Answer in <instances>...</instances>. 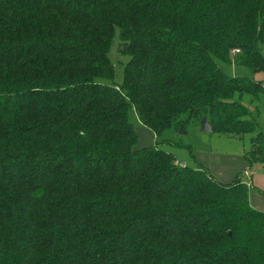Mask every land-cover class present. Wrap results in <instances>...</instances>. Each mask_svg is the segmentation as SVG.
Returning a JSON list of instances; mask_svg holds the SVG:
<instances>
[{"label": "trees", "instance_id": "trees-1", "mask_svg": "<svg viewBox=\"0 0 264 264\" xmlns=\"http://www.w3.org/2000/svg\"><path fill=\"white\" fill-rule=\"evenodd\" d=\"M218 61L264 72V0H0V264H264L252 182L157 142L205 116L264 167L242 102L264 80ZM130 109L155 144L136 147Z\"/></svg>", "mask_w": 264, "mask_h": 264}, {"label": "rangeland", "instance_id": "rangeland-1", "mask_svg": "<svg viewBox=\"0 0 264 264\" xmlns=\"http://www.w3.org/2000/svg\"><path fill=\"white\" fill-rule=\"evenodd\" d=\"M122 50L123 47L121 46L118 32H116L109 51V57L114 66V77L112 79L100 78L99 80L101 82L108 84H119L122 82L123 69L126 62L129 60V55L123 53ZM218 65L225 72L233 76L240 75L254 78V75H256L245 67L232 68L230 65L221 61H218ZM262 73L264 74V72ZM263 98L264 96L262 94H260L259 99L244 95L242 102L251 110V118L257 123L259 129L264 132ZM128 117L137 132L138 147L155 144V134L139 123L133 109L129 110ZM184 130L185 133H179V128L177 130L172 129L165 131L157 139L158 146L172 152L175 155L177 162L181 163L191 164L194 162L193 159H197L201 162L204 159L203 155H206V158L211 161L213 169L217 170L215 172L216 174L210 172L216 180L222 183H230L235 179V176L239 174L243 181H251L252 184L255 185L249 188L248 196H250L251 193L257 192L256 194L264 197V193H261L258 189L260 188L258 187V184H261L264 188V167L262 163L255 162L252 166H248L247 161L244 158V154L250 148L251 134H228L216 131L201 132L196 120L188 121ZM165 139H170L175 143H167ZM244 168L252 172L251 177L244 174ZM235 170L237 172L234 174ZM229 171H231V173L227 174Z\"/></svg>", "mask_w": 264, "mask_h": 264}, {"label": "crops", "instance_id": "crops-1", "mask_svg": "<svg viewBox=\"0 0 264 264\" xmlns=\"http://www.w3.org/2000/svg\"><path fill=\"white\" fill-rule=\"evenodd\" d=\"M254 79H257V80H264V74L262 72H259V73H256V75H254ZM140 123V122H139ZM141 124V123H140ZM144 126V125H143ZM146 127V126H145ZM148 128V127H146ZM149 129V128H148ZM150 130V129H149ZM152 131V130H151ZM153 133V131H152ZM136 147H138V145L136 144ZM141 147V146H140ZM139 148V147H138ZM200 155H203V154H200ZM204 156V159L203 161H198L197 159H193V163H181V162H178L179 164H189V165H196V164H199V165H203L205 167H207L209 169L210 172H212L213 174H216L215 172L217 170H214L213 167H212V164H211V161L208 160L206 158V155H203ZM177 161V160H176ZM244 170H246V168L243 169V172ZM221 172V171H219ZM237 171L235 170L234 174L236 173ZM231 171H229L227 174H230ZM233 174V175H234ZM235 176V175H234ZM218 177V176H216ZM242 180V179H241ZM255 186L254 184H252V187ZM258 188L259 190H261V193H264V188L261 186V184H258ZM257 193V192H256ZM256 193H251L250 196H249V203L250 205L255 208V209H258V210H261V211H264V199H261V198H264L262 196H259V194H256ZM264 196V195H263Z\"/></svg>", "mask_w": 264, "mask_h": 264}, {"label": "water", "instance_id": "water-1", "mask_svg": "<svg viewBox=\"0 0 264 264\" xmlns=\"http://www.w3.org/2000/svg\"><path fill=\"white\" fill-rule=\"evenodd\" d=\"M199 127L201 132H212V125L204 116L199 121ZM179 133H185L184 126H179Z\"/></svg>", "mask_w": 264, "mask_h": 264}, {"label": "built area", "instance_id": "built-area-1", "mask_svg": "<svg viewBox=\"0 0 264 264\" xmlns=\"http://www.w3.org/2000/svg\"><path fill=\"white\" fill-rule=\"evenodd\" d=\"M235 51L237 52L238 50L236 49ZM244 174L247 175V176H249V177H251L252 172H251L250 170L246 169V170H244ZM244 182H245L248 186H250L251 181H244Z\"/></svg>", "mask_w": 264, "mask_h": 264}]
</instances>
